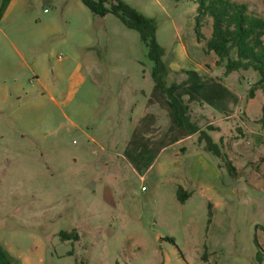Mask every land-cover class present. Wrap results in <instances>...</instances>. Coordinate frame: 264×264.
I'll use <instances>...</instances> for the list:
<instances>
[{"label": "rangeland", "instance_id": "rangeland-1", "mask_svg": "<svg viewBox=\"0 0 264 264\" xmlns=\"http://www.w3.org/2000/svg\"><path fill=\"white\" fill-rule=\"evenodd\" d=\"M125 1L157 23L168 84L213 78L183 101L237 178L178 123L138 31L82 0H20L0 23V242L22 264H264L260 73L217 64L196 2ZM236 1L264 17V0Z\"/></svg>", "mask_w": 264, "mask_h": 264}, {"label": "trees", "instance_id": "trees-1", "mask_svg": "<svg viewBox=\"0 0 264 264\" xmlns=\"http://www.w3.org/2000/svg\"><path fill=\"white\" fill-rule=\"evenodd\" d=\"M84 4L98 16L107 13L117 15L129 28L139 32L142 42L147 48V55L152 62L151 71L148 73L156 85L165 93L170 104L176 108L183 125L193 133L200 130L197 121L193 122L189 106L185 104L179 94L186 85H200L213 80L200 72L187 71L188 78L182 82L168 84L167 78L170 68L167 60L168 50L160 44L157 38L158 26L154 18L139 11L125 0H82ZM198 4L196 15V29L198 39L204 40L208 51H213L218 57L217 64L224 66L226 73L254 69L260 73V79L250 91V98L255 97L257 90L264 91V17L252 12L248 4L236 0H192ZM205 19L211 21V34L206 36L201 32ZM247 121L248 118H242ZM264 127V102L262 116L254 120ZM206 128L215 129L212 125ZM236 131L245 136L246 130L238 126ZM206 138L205 146L199 144L203 151L216 155L220 167H225L233 179L237 178L238 169L227 153L203 129L200 131ZM200 136V143H201ZM178 196L181 201L188 197V192L179 187ZM210 211L213 204L209 203ZM212 215V213L210 212ZM64 237L70 234L64 232ZM263 260L262 252L257 256ZM0 264H22L14 259L5 246L0 242Z\"/></svg>", "mask_w": 264, "mask_h": 264}, {"label": "crops", "instance_id": "crops-1", "mask_svg": "<svg viewBox=\"0 0 264 264\" xmlns=\"http://www.w3.org/2000/svg\"><path fill=\"white\" fill-rule=\"evenodd\" d=\"M19 1L20 0H0V23H3L4 22V20L5 19H7L8 18V16L9 15H11V13H12V11L14 10V7H15V5L17 4V3H19ZM212 85H214V80H212V81H210V82H207V83H202V84H200V85H186V86H184V87H182L181 89H180V91H179V94L182 96V98H183V96H184V94H186L187 95V93H190L193 89H199V88H201V89H203V88H206V87H211ZM158 87V86H157ZM191 99V98H190ZM192 102V103H191ZM190 102V109L193 111L192 113H193V116H195L194 118H196V115L197 114H195V111L192 109V105H195V101L194 100H192ZM200 103H203V102H200ZM197 104V103H196ZM169 109H171V106L169 105V104H165ZM166 106L165 107H163L162 109H164L165 111H169L167 108H166ZM195 107H196V105H195ZM203 107H204V105H203ZM167 109V110H166ZM151 110H153V108H151V109H149L148 110V112H150V113H152L151 112ZM162 111V112H165V111ZM228 116V115H227ZM228 118V117H227ZM180 119L178 118V123L181 125L182 124V121H179ZM207 120H209L208 121V123H207V125H212V126H214V121H212L211 119H207ZM196 121H197V119H196ZM166 122H167V120H166ZM199 126H202V125H199ZM150 127H152L153 129H155V131H156V129L157 128H155L152 124L150 125ZM215 127V126H214ZM151 128V129H152ZM202 128L203 127H201L200 128V130H198L196 133H200V131L202 130ZM154 131V132H155ZM150 133H152V132H150ZM192 135V133L191 134H189L188 136H191ZM200 147V146H199ZM199 150H200V148H199ZM198 150V151H199ZM183 152V151H182ZM177 154H179V153H177ZM230 157V156H229ZM230 158H232V157H230ZM194 162H198V164H204V162H209V161H207V158L205 157V155L204 154H202V153H200L199 154V152L197 153V156L195 157V159H194Z\"/></svg>", "mask_w": 264, "mask_h": 264}]
</instances>
